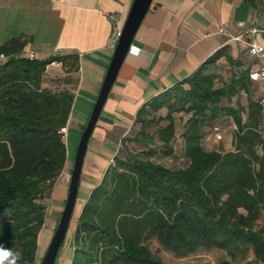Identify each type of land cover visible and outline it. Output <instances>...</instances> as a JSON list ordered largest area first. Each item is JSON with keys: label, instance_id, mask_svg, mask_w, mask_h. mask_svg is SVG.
Wrapping results in <instances>:
<instances>
[{"label": "trees", "instance_id": "obj_1", "mask_svg": "<svg viewBox=\"0 0 264 264\" xmlns=\"http://www.w3.org/2000/svg\"><path fill=\"white\" fill-rule=\"evenodd\" d=\"M25 43L16 37L0 44L11 55L0 65V244L21 251L20 264H40L44 199L66 165L61 128L74 93L41 85L47 63L67 56L29 59L18 54ZM225 50L137 111L136 130L122 141L75 219L69 264H164L149 247L153 239L178 257L214 247L230 257L218 264H264L261 110L257 100L247 108L231 104L240 89L248 90L247 69H233L227 83L216 85L218 60L235 63ZM70 57L74 65L78 57ZM178 113L189 116L182 132L184 165L173 167L156 157L173 156ZM223 116L236 125L234 150L204 149L206 127Z\"/></svg>", "mask_w": 264, "mask_h": 264}, {"label": "crops", "instance_id": "obj_2", "mask_svg": "<svg viewBox=\"0 0 264 264\" xmlns=\"http://www.w3.org/2000/svg\"><path fill=\"white\" fill-rule=\"evenodd\" d=\"M132 2L0 0V44L19 37L26 40L24 48L33 50L38 59L67 56L64 61L53 59L47 63L41 82L43 87L68 88L74 93L64 140L80 95L77 110L80 133L86 124L113 54L117 28L121 30ZM109 13L116 14V26ZM250 41L264 45V0H151L89 138L79 183L86 193L80 200L79 212L89 190L98 184L122 141L136 130L135 115L140 107L189 77L203 61L224 47L235 63L224 56L218 60L214 70L216 85L227 83L235 68L247 69L250 74L258 67V59L247 50ZM71 55L78 57L74 65ZM221 69H228V74ZM260 93V83L249 75L248 90L240 89L231 104L247 108L250 100L258 101ZM165 112L161 108L158 113ZM188 116L176 115L178 121L182 120V127L177 131L175 125V143L179 136L183 143L182 132ZM242 116L246 117V111ZM206 130L208 133L201 142L204 149L234 150L236 125L231 116L221 117ZM154 144H159L157 139ZM180 147L183 151V144ZM64 170L52 187L49 200L57 195L58 202L65 201L66 186L58 187ZM77 202L78 198L76 205ZM59 255L60 252L56 261ZM70 258L64 264H69Z\"/></svg>", "mask_w": 264, "mask_h": 264}, {"label": "water", "instance_id": "obj_3", "mask_svg": "<svg viewBox=\"0 0 264 264\" xmlns=\"http://www.w3.org/2000/svg\"><path fill=\"white\" fill-rule=\"evenodd\" d=\"M150 3L151 0H133L128 15L122 25L100 89L86 124L80 134L73 158V165L70 172L65 202L52 237L41 258L40 264H55L59 250L64 244V240L68 234L70 222L74 214L80 183V175L89 138L92 134L110 88L116 78L118 70L126 54L131 49L135 32L140 25L146 11L148 10Z\"/></svg>", "mask_w": 264, "mask_h": 264}, {"label": "rangeland", "instance_id": "obj_4", "mask_svg": "<svg viewBox=\"0 0 264 264\" xmlns=\"http://www.w3.org/2000/svg\"><path fill=\"white\" fill-rule=\"evenodd\" d=\"M224 74H228L229 70L228 69H221ZM255 94H258L259 91L257 88H255ZM81 97V95H80ZM78 98V103L76 104V106L74 107V116L72 118V125L71 128L69 130V133L66 135L65 138V144H66V149H67V161H66V165L64 167V171L65 174L64 176L61 178V180L59 181V185L58 187H62L63 185L66 186V189L68 187V182H69V177H70V172H71V168L73 165V158H74V154H75V150H76V146L80 137V132H79V124H78V113L77 110L79 108L80 105V100L81 98ZM178 118V117H177ZM178 119H176V128L177 131L181 129L182 127V120L178 121ZM179 141H177L175 143V149L176 152L174 154V156H158L156 157L157 160H159L160 162H162L163 164L167 165V166H182L184 165L183 162V158H182V149L180 147V145H182V140H181V136H179ZM176 141V140H175ZM139 147V146H138ZM85 187L82 185L79 186L78 189V202L76 205V208H74V214L69 226V230H68V234L64 240V244L62 245V247L60 248L59 252V258L58 260L55 262V264H64L67 262V260L71 257V253H72V248L69 242V237L72 234L73 228H74V223H75V219L77 218L78 214H79V207H80V200L85 197ZM50 193L45 197L44 201H47V210H46V216H45V223L44 226L42 228V233L40 235V239H39V244H38V250H37V262L39 263L48 244L49 241L52 237L53 231L55 229V226L57 224V221L60 217V213L61 210L59 207L63 208L64 202L62 200V202H58L57 200V195H53L54 197H51V199L49 200L50 197ZM59 205V206H58ZM260 222L264 224V213L260 219ZM149 247L153 250V252H155L163 261L164 264H218V262L221 259H229L230 257L227 255V253L222 250V249H218V248H204V247H200L199 249H197L196 251L188 254L187 256L184 257H178L175 256L173 253L161 248L159 246V244L153 239L149 242ZM249 257H251V254H249Z\"/></svg>", "mask_w": 264, "mask_h": 264}, {"label": "built area", "instance_id": "obj_5", "mask_svg": "<svg viewBox=\"0 0 264 264\" xmlns=\"http://www.w3.org/2000/svg\"><path fill=\"white\" fill-rule=\"evenodd\" d=\"M110 20L114 23V26H116L117 22V16L114 13H109L107 14ZM117 36L120 33V29L117 28ZM248 53L252 56H255L258 59V67L255 70H252L250 72V77L253 80H256L260 83L261 85V93L259 95V105H260V110H261V124H260V129L261 132L264 133V45L250 41L248 43ZM18 54L24 55L28 57L29 59H34L36 58V54L33 50L30 49H25L21 50ZM11 57L10 54H7L5 52L0 51V65L5 63L9 58ZM54 62V61H53ZM216 130L217 127H214ZM61 132L66 134V127L61 128Z\"/></svg>", "mask_w": 264, "mask_h": 264}, {"label": "clouds", "instance_id": "obj_6", "mask_svg": "<svg viewBox=\"0 0 264 264\" xmlns=\"http://www.w3.org/2000/svg\"><path fill=\"white\" fill-rule=\"evenodd\" d=\"M22 259L21 251L0 244V264H20Z\"/></svg>", "mask_w": 264, "mask_h": 264}]
</instances>
